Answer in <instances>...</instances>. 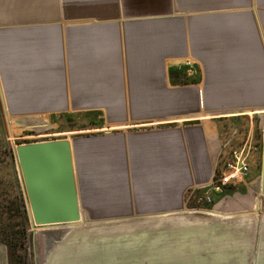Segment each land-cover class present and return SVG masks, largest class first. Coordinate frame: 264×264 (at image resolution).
Wrapping results in <instances>:
<instances>
[{"label":"crops","instance_id":"obj_1","mask_svg":"<svg viewBox=\"0 0 264 264\" xmlns=\"http://www.w3.org/2000/svg\"><path fill=\"white\" fill-rule=\"evenodd\" d=\"M0 94L14 121L101 117L70 140L83 223L182 213L217 116L264 112V0H0Z\"/></svg>","mask_w":264,"mask_h":264},{"label":"rangeland","instance_id":"obj_2","mask_svg":"<svg viewBox=\"0 0 264 264\" xmlns=\"http://www.w3.org/2000/svg\"><path fill=\"white\" fill-rule=\"evenodd\" d=\"M219 122L221 155L218 175L235 153L250 167L248 176L213 196L210 205L198 199L204 191L190 190L185 211L165 217L86 223L33 231L15 149L22 144L71 140L83 131L99 132L98 114L61 115L12 120L0 94V202L21 198L28 216V237L18 254L27 264H253L257 230V264H264V112L222 114ZM86 129V130H83ZM13 156V158L11 157ZM11 216L15 215L13 209ZM195 210L217 212L216 216ZM193 211H195L193 213ZM220 214H219V213ZM237 215L223 218V215ZM10 223L14 218L9 217ZM85 220L91 219L85 215ZM0 264H10L0 243Z\"/></svg>","mask_w":264,"mask_h":264},{"label":"water","instance_id":"obj_3","mask_svg":"<svg viewBox=\"0 0 264 264\" xmlns=\"http://www.w3.org/2000/svg\"><path fill=\"white\" fill-rule=\"evenodd\" d=\"M15 157L25 186L34 233L44 228L76 227L86 223H109L130 219L90 220L81 224L83 214L77 187L72 144L69 139L22 144L15 149ZM261 192L264 195V172ZM263 212L262 209L237 215H252ZM237 215H223L222 217L229 218ZM163 216L166 215H154L148 216V218ZM260 226L259 223L253 264H257L258 260L257 244Z\"/></svg>","mask_w":264,"mask_h":264},{"label":"trees","instance_id":"obj_4","mask_svg":"<svg viewBox=\"0 0 264 264\" xmlns=\"http://www.w3.org/2000/svg\"><path fill=\"white\" fill-rule=\"evenodd\" d=\"M13 158V156H11ZM15 212L11 216L12 210ZM9 217L14 218L10 223ZM28 216L21 198L13 200L5 199L0 202V243L6 246L10 264H27L23 262L22 256L18 254L28 237Z\"/></svg>","mask_w":264,"mask_h":264},{"label":"built area","instance_id":"obj_5","mask_svg":"<svg viewBox=\"0 0 264 264\" xmlns=\"http://www.w3.org/2000/svg\"><path fill=\"white\" fill-rule=\"evenodd\" d=\"M243 155L235 153L233 159L225 165L224 170L221 174H217L210 184L205 188H201L202 195L198 199V202L205 205H210L213 203V196L215 194L222 193L226 187L232 185L233 183H239L244 177L248 176L250 172V167L243 159ZM197 212L208 211V210H195ZM193 211V212H195Z\"/></svg>","mask_w":264,"mask_h":264},{"label":"bare ground","instance_id":"obj_6","mask_svg":"<svg viewBox=\"0 0 264 264\" xmlns=\"http://www.w3.org/2000/svg\"><path fill=\"white\" fill-rule=\"evenodd\" d=\"M196 213H202V214H206V215H210V216H216L217 215V212H215V211H201V212H196ZM83 221H84V219L81 221V224L83 223Z\"/></svg>","mask_w":264,"mask_h":264}]
</instances>
